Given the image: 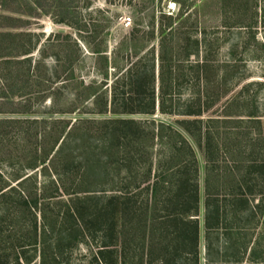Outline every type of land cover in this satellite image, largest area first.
<instances>
[{
    "label": "trees",
    "instance_id": "obj_1",
    "mask_svg": "<svg viewBox=\"0 0 264 264\" xmlns=\"http://www.w3.org/2000/svg\"><path fill=\"white\" fill-rule=\"evenodd\" d=\"M19 4L24 5L28 10L26 14L32 16L29 10L35 8L34 0H0V104L17 95L24 102L27 97L29 103L33 98L34 103L52 98L57 105L62 96L60 94L69 86L66 84L76 81V58L66 65L52 68L46 66L42 58L34 60V54L41 56V53L37 45H32L31 35L12 31L20 28V20L14 16L23 13L13 8ZM69 26L76 28L77 32H86L94 40L99 36L98 31L88 30L86 24ZM55 36L56 44L51 46L61 49L60 52L66 51L65 40H69L70 36L66 39L60 34ZM81 41L86 44L87 40L81 37ZM201 44L207 51L205 41L200 43L198 40L194 42L193 50L179 45L170 48L169 52H184L183 59H176L178 65L181 64L177 69L169 65L166 57L169 53L160 50L158 79L153 52L152 58L126 66L111 84L109 101L104 102L102 107L97 102L87 101L82 107L85 111L91 105L89 111L93 115H113L112 118L99 120L100 126H95L93 120L79 118L73 124L70 120L53 121L50 129L45 126L36 128L33 135L38 144L36 150L43 157H38L40 160L29 168L43 167L53 153L50 163L54 178L50 184L55 185L56 197L61 196V190L73 197L65 203L61 202L63 209L60 207L61 211L58 210L56 215H47L42 211L40 220H37L32 210L52 205L49 198L54 195L48 194L50 191H46L45 187L38 190L36 176H0V221L2 218H13L15 208L31 216L26 226L22 225L14 235H11L13 231L10 229L9 238L13 237L16 241V248L12 247L17 250L16 264H32L36 260L34 264H66L69 259L63 253L89 241L96 242L89 264L264 263L259 256L264 257V245L261 244L264 236L260 237L257 231L264 224V133L261 122L264 106L260 109L251 102L252 109L247 113L246 120L233 119L235 117L227 110L241 102L239 95L232 97V102L224 108L225 116L204 117L205 112L220 101L221 95L210 92L213 81L209 76L213 65L207 53L201 57ZM74 45L78 51V45ZM95 46L92 53L100 57L107 67L108 58L103 57L100 43ZM192 55L196 60L190 61ZM183 66L193 69L200 90L196 97H190L187 104L181 106V110L176 105L178 110L175 111L172 103H166L167 98L171 102L176 101L169 91L172 86H178L180 79L188 81L184 72L182 76L180 74ZM175 71L180 76L172 77ZM103 76L108 78L106 73ZM156 80L159 82L157 93ZM84 82L83 79L79 82L83 89L92 90L91 85ZM59 84L60 88L50 87ZM219 88L217 83L216 90ZM78 94L75 95L76 103L84 101V92ZM96 98L99 99L97 95L94 100ZM31 107L29 104L22 113L28 114ZM76 108L74 104L72 110L80 111ZM157 108L162 115L181 117L175 121L176 126L154 118ZM132 115L146 119L135 120L130 118ZM242 122L246 123L250 133L247 134L248 141L235 150L237 146L233 148L223 139L232 135L238 138L239 133L233 131L245 124ZM3 123L0 120V127ZM22 123L38 126L39 122ZM59 123L63 126L58 127ZM228 124L231 126L226 127ZM254 127L257 129L252 133ZM29 130L21 131L23 136L20 135V139L27 138ZM3 136L5 132L0 129V143ZM97 136L100 143H104L98 147L99 154L82 152L84 139ZM46 138L51 145L48 153L39 148V145L45 144ZM107 142L109 145H106ZM143 142L147 147L143 146ZM192 143L202 151L206 162L202 218L199 169ZM109 147L115 151L107 157L116 156L117 171L125 174L131 182L120 183L113 191L87 192L76 187L77 191L70 193L66 182L72 176L76 186H80L89 173H98L106 180L109 178L110 163L105 158ZM85 153L96 161L87 160L83 165L81 158ZM139 171L142 173L138 180ZM91 192L93 195H87ZM201 231L205 249L203 257L200 253ZM258 236L260 241H257Z\"/></svg>",
    "mask_w": 264,
    "mask_h": 264
},
{
    "label": "rangeland",
    "instance_id": "obj_2",
    "mask_svg": "<svg viewBox=\"0 0 264 264\" xmlns=\"http://www.w3.org/2000/svg\"><path fill=\"white\" fill-rule=\"evenodd\" d=\"M34 1L35 8L29 10L32 16L26 14L28 10L24 5L13 6L15 9H20L23 14L18 13L14 16L20 20L18 23L20 28L12 31L31 35L30 41L32 45H37V50H40L41 53V56L35 53L33 56L34 60L42 58L44 59L42 60L44 64L51 68L55 65H66L69 60L74 58H76L75 63L77 64L76 81H69V84H66L69 86L65 92L60 94L62 96L59 98L57 105H54L52 98L46 99L42 103H34L33 98L32 102L29 103L27 97L24 98V102L17 95L10 98L9 102L6 101L5 104L3 102L0 104V110L3 111L0 114V120L4 122L0 129L5 132L4 139L2 138L3 140L0 143V176L5 178L14 177L17 174L36 176L38 190L45 187L46 191H50L48 194L52 193L54 195L49 198L52 205L39 206L35 211L32 210L31 213H36L37 220H40V212L42 211H45L47 215H56L58 210L61 211L60 207L63 206L61 202L65 203L73 196L66 195L61 190V196L56 197L55 185L50 184L54 178V171L50 163L53 153L48 156V160L43 167L38 165L39 162H37V169L31 170L29 168L36 160L39 161V158L43 157L42 154H37L36 150L38 144L33 137L36 128L45 126L50 129L53 121L66 120L65 122H67L70 120L73 124L75 119L79 118L88 119L90 122L93 120L96 122L95 126H100V121L112 118L113 115L109 113L105 115L91 114L89 111L91 105L85 111L82 107L87 101L90 103L97 102L100 107H102L104 102L109 101L111 84L118 74L124 72L126 66L136 65L143 59H149L154 56L156 63L155 75L156 79H158V56L160 50L165 54L166 51L169 53L166 56L168 58L167 61L169 65L177 69V66L181 65H178L177 60L183 59L184 52L177 53L175 50H173L174 52H169L170 48H174V45H179L181 47L188 46V50H193L195 49L194 42L196 40L200 43L205 41L208 50L204 51V47L201 44L200 55L202 57V55L207 53L213 65L211 76H209L213 81L210 92L221 96L220 101L216 102L205 112L204 117L221 118L225 116L224 108L228 106V103L232 102V97L239 95L241 96V102L227 110L229 115L235 117L233 119L246 120L247 113L252 109L253 103L251 102L260 106V109L264 106V0ZM126 18H130L129 26L125 23ZM83 24H86V28L91 32H99L97 39L94 40L86 32H77L76 28L69 26L76 25L78 27ZM81 30L85 29L81 28ZM56 34H60L63 39L70 36L69 40H65L67 42L66 51L60 52L61 49L51 46L56 42ZM81 37L86 38L88 41H85L87 45L81 41ZM74 43L78 45L80 52L79 50L77 51ZM98 43H100L101 51H104L103 57L106 56L108 58L107 67L99 59L100 57L94 55L91 51ZM162 47L163 49H161ZM151 52H153L152 56ZM171 58L172 60H170ZM56 59H59V61ZM191 60L194 61L196 58L192 55ZM182 72L188 76V81L183 82L180 79L178 86H172L169 91L173 97L172 99H176V101L171 102L167 98L166 103V105L172 103L175 111L178 110V106L179 110H181V106L184 103L187 104V100L190 97H196L200 90L193 69L191 68L190 70L185 66L184 69L180 70V74ZM103 73L107 74V79L104 78ZM180 74L175 71L172 77H178ZM82 79L85 81L84 84L91 85L92 90L85 91L83 89V86L79 83ZM33 80L35 81V79ZM156 81L157 93L159 82L158 80ZM217 83L220 86L218 90H216ZM44 85L47 86L46 83ZM50 87L57 89L61 85H51ZM82 92H84V96L82 95L84 101L76 103L75 95ZM32 94L36 95L35 93ZM96 95L99 99L96 98L94 100ZM29 104L32 105L28 110L29 113L23 114L22 112L27 109ZM74 104L77 105L76 109L80 111L72 110ZM263 113L261 111V115H264ZM130 118L139 121L146 119L140 115H132ZM154 118L176 126L175 121L181 117L162 115L157 108ZM35 120H38V126L22 123L25 121L34 122ZM41 121L45 123H40ZM261 122L264 133V116ZM60 124H57V126H63ZM230 126L229 124L226 125V127ZM25 129H30L29 136L22 140L20 139L21 131ZM256 129L257 127H254L251 130L252 133ZM233 133H239L238 138L232 135L231 138H224L223 142L233 148L237 146L235 150H239L240 145L248 141L247 134L250 131L247 130L245 123L241 124V127L237 131H233ZM44 140L45 144L39 145V148L41 151L48 153L51 145L47 138ZM100 141L98 136L91 139L85 138L81 151L98 155V147L104 145ZM142 144L147 147L145 142ZM146 144H149V142L146 141ZM106 145H109V143L107 142ZM192 146L196 153L199 169L200 218H202L206 162L202 151L194 143H192ZM108 149L106 150L105 158L115 151V149L110 150V147ZM86 153L81 158L83 165H85L87 160H90V162L95 160L93 157L90 159L89 154ZM116 160L115 155L111 158L107 157V161L110 163L109 178L107 180L104 176H99L98 173H89L85 176L86 178L82 179L80 186H76L75 181L73 184L74 179L72 176L66 182L67 189H70V193L76 192V187L79 191L87 192L113 191L117 190L120 183L131 182V179H127L125 174H119L116 169L118 164ZM141 173V171L138 172V180L141 179ZM81 195L84 196L85 194H80L79 196ZM87 195L93 194L91 192L87 193ZM13 212L15 214L13 218H2L0 221V264H16L15 255L17 250H13V248H16V241L13 237H11L12 239L9 238L10 229H12L11 232L13 231L11 235H14L22 225L31 219V216L26 211L15 208ZM257 231L260 237H263L264 224ZM260 237H257V241H260ZM95 243L89 241L67 250V252L63 253V256L69 259L66 264H89L90 254L95 250ZM261 244L264 245V239H261ZM261 249L263 250V248ZM204 251L203 231H201L200 253L202 257ZM52 252H56L53 246ZM259 256L262 257V260L264 259L260 254ZM36 262L37 260L32 264ZM202 262H204L203 259Z\"/></svg>",
    "mask_w": 264,
    "mask_h": 264
},
{
    "label": "built area",
    "instance_id": "obj_3",
    "mask_svg": "<svg viewBox=\"0 0 264 264\" xmlns=\"http://www.w3.org/2000/svg\"><path fill=\"white\" fill-rule=\"evenodd\" d=\"M130 22H131V21H130V18H126V19H125V23H126V25L129 26V25H130Z\"/></svg>",
    "mask_w": 264,
    "mask_h": 264
}]
</instances>
